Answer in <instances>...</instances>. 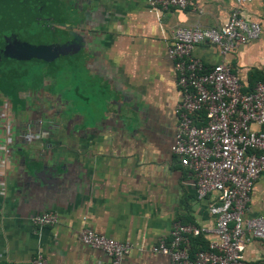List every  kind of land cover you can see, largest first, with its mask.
I'll use <instances>...</instances> for the list:
<instances>
[{"label": "crops", "instance_id": "obj_1", "mask_svg": "<svg viewBox=\"0 0 264 264\" xmlns=\"http://www.w3.org/2000/svg\"><path fill=\"white\" fill-rule=\"evenodd\" d=\"M59 2L52 25L66 39L74 73L61 71L57 80L66 62H33L42 65L34 76L23 63L0 78V93L11 99L0 107V264H27L39 254L52 264L109 263L79 240L82 228L133 243L122 264H170L151 247L177 221L211 229L214 217L212 196L197 197L192 172L172 151L182 91L167 47L177 27L223 24L234 1L201 0V12H159L147 0ZM243 15L260 24L257 39L227 54L205 42L193 55L207 66L230 64L253 89L264 76V0L246 4ZM81 88L93 106L77 107L71 93ZM48 211L57 224L32 223ZM256 216H264V175L246 210ZM211 238L198 237L195 248ZM244 257L264 260V240L253 239Z\"/></svg>", "mask_w": 264, "mask_h": 264}, {"label": "built area", "instance_id": "obj_2", "mask_svg": "<svg viewBox=\"0 0 264 264\" xmlns=\"http://www.w3.org/2000/svg\"><path fill=\"white\" fill-rule=\"evenodd\" d=\"M233 1L223 24L177 27L167 47L182 91L172 151L192 172L197 197L212 196L208 210L214 217L211 229L177 221L169 238L151 247V252L167 256L170 264H264V260L244 257L253 239L264 240V216L246 217L254 184L264 175V81L245 89L230 64L207 66L193 55L195 47L205 42L227 54L259 37L260 24L243 15V7L252 0ZM147 8L201 12V0H147ZM32 223L53 226L58 215L44 212L32 218ZM209 232L213 238L207 248L193 250L192 238ZM78 238L104 251L110 257L107 264H122L135 247L88 228L80 229ZM27 264L52 263L39 254Z\"/></svg>", "mask_w": 264, "mask_h": 264}, {"label": "flooded vegetation", "instance_id": "obj_3", "mask_svg": "<svg viewBox=\"0 0 264 264\" xmlns=\"http://www.w3.org/2000/svg\"><path fill=\"white\" fill-rule=\"evenodd\" d=\"M15 2L18 3V1L14 0H0V60L8 61L9 59H11L19 62L18 64L28 63L27 61H29L30 59L36 60L37 62H44L43 60L33 56L27 58H15L8 57L5 55V53H7L11 46L16 43L29 44L33 46H45L55 43L61 46L66 41L65 38L59 39L60 37L58 35L60 34H57L55 28L52 25V18L54 17L53 14L55 12L54 9L57 0H24V2H26V6L21 8V10L20 7L17 8V6H15ZM57 5H59V9H61L62 11L63 7L60 6L63 5V3L59 2V4ZM10 8H12L13 11H10ZM38 11H41L42 14L39 13L35 15V13H37ZM34 22L38 24L39 27L41 26L42 28L53 32L54 39L50 38L48 42H40L39 44H34V41H37L38 39L37 36L28 33L26 34V36H23L16 31V29H19L22 25H30ZM56 38L59 42H56ZM59 55L61 54L58 53L57 57ZM57 57L55 58L53 63L56 61ZM1 65L2 63L0 62V78L3 76V72H7V68H1ZM0 96L2 98V100L0 101V107L2 108L3 106H8V102H11V99L3 92L0 93Z\"/></svg>", "mask_w": 264, "mask_h": 264}, {"label": "rangeland", "instance_id": "obj_4", "mask_svg": "<svg viewBox=\"0 0 264 264\" xmlns=\"http://www.w3.org/2000/svg\"><path fill=\"white\" fill-rule=\"evenodd\" d=\"M14 1H18V3L15 2V6H17V8L20 7V10H21V8H23V7L26 6V2H24V0H14ZM60 7H64V6L61 5ZM10 11H13V9L10 8ZM39 13L42 14L41 11H38L37 13H35V15L36 14H39ZM16 31L19 34L23 35V36H26L27 33L28 34H32L34 36H37L38 39H37V41H34V44H36V43L39 44L40 42H48L50 40V38H53L54 39L53 32H51V31H49V30H47L45 28H42L41 26L39 27V25L36 24L35 22L32 23V24H30V25L24 24L19 29H16ZM7 32H9V31H7ZM57 41H58V39L56 38V42ZM39 46H42V45H39ZM63 54L59 55L57 57L56 61H55V64L56 65H59L62 62H66L65 63L66 66L65 67L59 68L58 73H57V80L59 79L58 77L60 76L61 71H62L61 76H63V75L66 74L67 78H69L72 75V73H74V71L70 68V65L68 64L69 59L68 58H64V55ZM0 62L2 63L1 68L2 67L7 68V72H8V70H12V69L17 68V65L19 63V62H16L15 60H11V59H9L8 61L7 60H3V61L0 60ZM27 62H28L27 63V66H29L32 69L31 72H30V74H32V75L33 74L35 75V72H37V70H38V67L37 66H42V65L38 64V65H35L33 67V64H34L33 62H37L36 60H33V59L32 60L30 59ZM4 70H6V69H4ZM8 74H9V72H8ZM24 77H26V76H24ZM17 78H15V79H17ZM37 86L40 87L39 84H37ZM41 88H43V87L41 86ZM76 92H78V94H75ZM71 96H73L74 101H75L77 107H81V106H83V107L84 106H89L90 107V106H93V104H94L93 98H91L92 97L91 96V93H89V91H87L86 89H85V91H83L82 88L81 89H78L76 91L73 90V92L71 93ZM84 96L85 97H89V100L82 98Z\"/></svg>", "mask_w": 264, "mask_h": 264}, {"label": "water", "instance_id": "obj_5", "mask_svg": "<svg viewBox=\"0 0 264 264\" xmlns=\"http://www.w3.org/2000/svg\"><path fill=\"white\" fill-rule=\"evenodd\" d=\"M67 46V44L59 46L55 43L45 46H33L29 44L16 43L11 46L5 55L15 58H27L33 56L43 60L45 63H53L58 53H66L65 49L68 48Z\"/></svg>", "mask_w": 264, "mask_h": 264}, {"label": "trees", "instance_id": "obj_6", "mask_svg": "<svg viewBox=\"0 0 264 264\" xmlns=\"http://www.w3.org/2000/svg\"><path fill=\"white\" fill-rule=\"evenodd\" d=\"M57 4H58V3L55 4V9H54L56 12H58V10H59V7H58ZM260 81H261V82L264 81V76H263L262 78H260ZM197 238H198V237H197ZM197 238L192 239V242L194 243V245H192L193 250H194L195 247H196ZM203 249H204V248H203Z\"/></svg>", "mask_w": 264, "mask_h": 264}]
</instances>
